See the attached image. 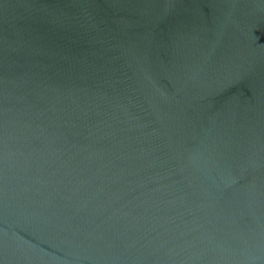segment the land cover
Here are the masks:
<instances>
[{"label":"water","instance_id":"95a60500","mask_svg":"<svg viewBox=\"0 0 264 264\" xmlns=\"http://www.w3.org/2000/svg\"><path fill=\"white\" fill-rule=\"evenodd\" d=\"M0 264H264V0H0Z\"/></svg>","mask_w":264,"mask_h":264}]
</instances>
